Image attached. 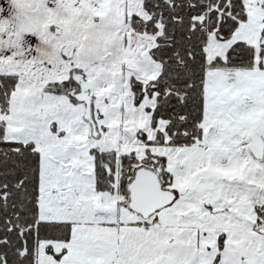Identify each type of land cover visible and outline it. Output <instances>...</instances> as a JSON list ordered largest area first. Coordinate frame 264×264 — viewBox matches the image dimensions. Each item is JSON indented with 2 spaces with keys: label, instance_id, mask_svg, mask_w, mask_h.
Instances as JSON below:
<instances>
[{
  "label": "snow or ice",
  "instance_id": "6c2138e0",
  "mask_svg": "<svg viewBox=\"0 0 264 264\" xmlns=\"http://www.w3.org/2000/svg\"><path fill=\"white\" fill-rule=\"evenodd\" d=\"M0 264H264V0H0Z\"/></svg>",
  "mask_w": 264,
  "mask_h": 264
}]
</instances>
